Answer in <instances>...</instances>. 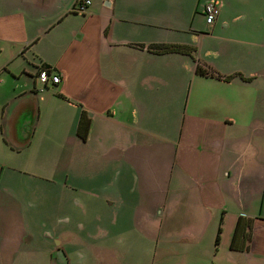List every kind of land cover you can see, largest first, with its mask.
Returning <instances> with one entry per match:
<instances>
[{"label": "crops", "instance_id": "crops-1", "mask_svg": "<svg viewBox=\"0 0 264 264\" xmlns=\"http://www.w3.org/2000/svg\"><path fill=\"white\" fill-rule=\"evenodd\" d=\"M90 1L75 14L78 0H0V264L34 252L6 180L38 177L90 233L82 245L64 227L43 260L264 264V0ZM165 44L197 60L149 50ZM44 69L61 82L41 92ZM60 160L58 178L36 170ZM240 219L246 251L230 248Z\"/></svg>", "mask_w": 264, "mask_h": 264}, {"label": "rangeland", "instance_id": "rangeland-1", "mask_svg": "<svg viewBox=\"0 0 264 264\" xmlns=\"http://www.w3.org/2000/svg\"><path fill=\"white\" fill-rule=\"evenodd\" d=\"M23 166L26 169H30V167H25L24 163L20 164V167ZM39 168H41V171L36 169L37 172L46 177L52 175L58 178L63 174V163L61 160L52 165L39 166ZM9 181L8 179L6 180V185H8V187H15L16 185V188L18 189V187H20L21 191H18L16 197L7 202V204L14 205V209L11 211V214L9 212L7 217L21 220L23 223L27 222L24 224H29L27 230L32 233L34 238L32 245L34 252L30 258L26 259V264H78V262L75 261L84 257L83 251L80 250L78 251V256L75 257L73 261H68L66 257L63 258L60 255H55L52 258H50V256L46 260L41 259V257H44L41 250L43 245L52 242L50 238H56V233H62L64 227L66 229L65 233L72 238V241H77L78 243L81 241L83 242L82 245H84V242L90 240L89 231H84L87 225L75 220L71 215L60 211V185L57 182L47 181V179L42 180L39 177L35 182L30 183V185L26 184L24 182L26 180L23 179H19L18 183L17 181H12L13 186ZM4 201H8L7 198L4 199ZM68 204L67 207L70 206L75 209V207L71 206V202ZM70 207L69 209L71 210ZM5 216L6 213L4 212V217ZM66 219L71 220L68 221ZM78 219L81 218L78 217ZM78 223H80V225ZM77 246L79 245H75V247ZM15 262L22 264L21 259H16ZM86 263L94 264L92 261H86Z\"/></svg>", "mask_w": 264, "mask_h": 264}, {"label": "trees", "instance_id": "trees-1", "mask_svg": "<svg viewBox=\"0 0 264 264\" xmlns=\"http://www.w3.org/2000/svg\"><path fill=\"white\" fill-rule=\"evenodd\" d=\"M149 50H151L152 53L154 54H182L183 56H190L193 59H196V49L194 47L190 46H182V45H153L149 47ZM196 73L199 76H207V77H212L215 79H224V80H231L233 77H223L219 75L218 73L212 71V70H207L203 68L200 65H197L196 67ZM243 79V76H242ZM245 81H249V79H243ZM89 121L87 120V116L82 113L81 119H79V124H78V134L77 136L84 138L89 130ZM249 229V231H248ZM221 231V229H220ZM220 231L218 232L217 236V244H219L220 241ZM250 232H251V226H244L243 225V220L240 219L239 222L237 223L236 226V232H234L233 236V241L231 245V249H236L237 251H246L249 246L248 242L250 241ZM240 240H242L240 242ZM239 243H242V246L239 248Z\"/></svg>", "mask_w": 264, "mask_h": 264}, {"label": "built area", "instance_id": "built-area-1", "mask_svg": "<svg viewBox=\"0 0 264 264\" xmlns=\"http://www.w3.org/2000/svg\"><path fill=\"white\" fill-rule=\"evenodd\" d=\"M89 5H91L90 0H78L76 6H74L75 14H83L87 11ZM218 15H220V10L218 5L214 2H208L205 6V18L209 26L215 24ZM61 82L60 77L57 74L51 73L50 70L44 69L38 72L36 78V85L38 86L36 90L43 92L49 83L59 85Z\"/></svg>", "mask_w": 264, "mask_h": 264}]
</instances>
